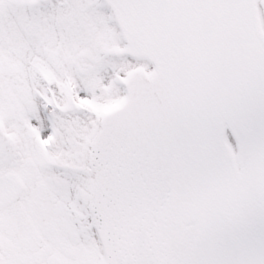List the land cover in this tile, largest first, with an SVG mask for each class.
<instances>
[{
  "label": "snow or ice",
  "instance_id": "snow-or-ice-1",
  "mask_svg": "<svg viewBox=\"0 0 264 264\" xmlns=\"http://www.w3.org/2000/svg\"><path fill=\"white\" fill-rule=\"evenodd\" d=\"M0 264H264V0H0Z\"/></svg>",
  "mask_w": 264,
  "mask_h": 264
}]
</instances>
